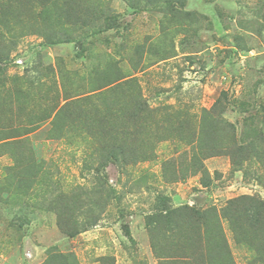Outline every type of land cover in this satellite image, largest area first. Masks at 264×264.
Listing matches in <instances>:
<instances>
[{"label":"rangeland","instance_id":"obj_1","mask_svg":"<svg viewBox=\"0 0 264 264\" xmlns=\"http://www.w3.org/2000/svg\"><path fill=\"white\" fill-rule=\"evenodd\" d=\"M4 7L0 264H208L185 207L264 264V0Z\"/></svg>","mask_w":264,"mask_h":264},{"label":"trees","instance_id":"obj_2","mask_svg":"<svg viewBox=\"0 0 264 264\" xmlns=\"http://www.w3.org/2000/svg\"><path fill=\"white\" fill-rule=\"evenodd\" d=\"M11 1L13 0H7L8 3ZM4 9L5 7L1 8V15H0L1 20L2 18L4 19L5 16H7V12H5V14L4 13L2 14ZM220 105H221V100L219 99L215 102V104L211 108V111L215 110ZM205 114H209V113L205 112ZM252 158L256 160L257 158L259 159V154L254 152ZM49 177L50 175L48 174V172L45 173V178L47 179ZM22 195L23 194L21 195L14 194L12 196L15 198H19V197H22ZM252 201L255 204V212L258 215L259 208L260 207L263 208L264 203L258 202L255 200H252ZM230 207L232 208L233 206H229V208ZM162 212H164L163 215H160L159 217L169 219V222L172 223L170 226V229H168L167 231H173V229H175V227L179 225L180 226L182 225L183 226L185 225L194 226V228L196 229V245H197L196 246L197 248H195L194 251L195 250L205 251L207 255L204 256L202 254L201 258H204L208 264H227L228 262L227 254L228 253L227 251H225V245H224L226 243L223 241L222 235L221 234L219 235V233H217L221 228V224H220V217L217 215L216 209L209 208L203 211H195L191 208L185 207V208L177 209V210H173V209L163 210ZM222 216H223V219H225L227 222L230 221L229 220L230 217H227L226 215H224V210L222 212ZM201 227L203 228L202 236L200 235ZM214 229L216 230V232L213 231Z\"/></svg>","mask_w":264,"mask_h":264}]
</instances>
